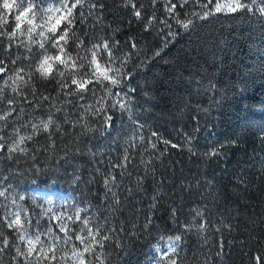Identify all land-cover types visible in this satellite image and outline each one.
<instances>
[{
    "label": "trees",
    "instance_id": "16d2710c",
    "mask_svg": "<svg viewBox=\"0 0 264 264\" xmlns=\"http://www.w3.org/2000/svg\"><path fill=\"white\" fill-rule=\"evenodd\" d=\"M134 2L137 7L144 6L142 18L133 14L134 9L127 6L125 0H87L83 9L86 14L91 3L103 7L91 10L92 15L87 16L84 24L77 22L79 33L82 35L87 29L88 37L93 40H118L123 52H135L130 47L133 40L138 48L155 49L160 46V37L166 29L155 24L146 31L144 20L153 12L157 20L166 16L162 7L164 0H157L155 8L150 6V0ZM11 25L10 18L5 27L11 29ZM88 37H83L86 44ZM27 54L23 47L15 45L10 53L5 52L4 44H0V59L8 63L9 72L16 67L9 58L21 56L17 65L23 66L29 62L23 60ZM142 56V52L134 54L128 67L132 68ZM209 79L216 83L221 95L217 96L218 103L208 112L198 111V108L212 104L205 91ZM32 82L38 89V95L51 94L57 104L62 102L63 96L56 97L58 86L55 83L36 76ZM130 84L136 89L131 119L127 114L117 112L110 133L94 134L82 154L70 162L60 160L55 164L64 151L72 147L67 143L69 137L57 138V149L52 154L43 151L48 144L46 134L36 137L29 145L33 151L37 147L41 149L35 152V161L20 156L18 162L11 165L18 170L16 174L10 172L9 162L0 157V178L4 175L9 177L4 184L10 183L9 188H19L27 197L23 203L31 216L30 227L37 225L45 231L51 222L41 217L45 203L39 199L34 204L32 196L22 186L30 185L33 180L42 187L55 182L67 188L79 204L88 209L82 215L95 216L104 192L101 176L95 170L99 168L107 172L110 164L119 163L124 149L136 136L137 147L129 148L133 159L127 170L143 174L140 159H148L153 152L158 154L166 146L157 137H152L157 150L149 148L144 151L145 145L139 143V135L144 136L147 144L151 133L156 132L158 137L180 147L167 146L160 160L154 161L155 172L146 178L143 192L136 193L135 198L130 197L118 214L125 232L121 233L123 248L116 249L117 253L123 251V255L113 258L116 264H147V258L152 255L150 247L162 245L161 236L180 232L181 224L193 221L196 209L204 213L211 226L206 233L193 229L184 236L186 248L180 254L184 264H191L193 254L199 256L201 262L207 256L211 264H256L254 257L257 255L264 262V16L243 13L216 15L199 21L191 35L180 30L161 57L142 69H135ZM24 91L32 99L30 90ZM16 100L17 108L23 107L24 112L21 120L12 121L10 117L9 127L13 123L19 125L30 118L47 115L46 111H37L31 104L22 103V97H16ZM48 103L45 101V106ZM65 107L66 113H58L57 116L63 119L67 114L76 119L72 106ZM136 122L142 127H138ZM186 134L195 136L193 144L197 145L199 153L223 145L222 157L209 160L202 155L192 156L187 151ZM34 164L47 166L48 171L36 174ZM76 176L80 179L73 182ZM124 179L125 183L129 182L127 176ZM154 194L158 200L156 208L151 209L149 205ZM0 202V213L6 215L3 198ZM172 208L177 210L175 218L171 214ZM149 216L152 223L145 229L143 225ZM194 222L199 223V218ZM113 224L118 226L115 220ZM224 225H231V229ZM52 226L55 230V225ZM70 227L77 225L70 224ZM216 227L221 231L216 232ZM131 231L136 234L128 235ZM0 232L10 242V247L0 254V264H16L13 248L17 236L6 227L3 216H0ZM219 241L223 242L222 249L217 247ZM61 248L62 245L58 244V256Z\"/></svg>",
    "mask_w": 264,
    "mask_h": 264
},
{
    "label": "snow or ice",
    "instance_id": "6c2138e0",
    "mask_svg": "<svg viewBox=\"0 0 264 264\" xmlns=\"http://www.w3.org/2000/svg\"><path fill=\"white\" fill-rule=\"evenodd\" d=\"M125 2L134 9L133 14L137 18H142L143 5L137 7L134 0H125ZM86 3L87 0H0V44H4L5 52L9 53L13 45L23 47L28 53L23 56V60L29 61L20 66L17 65V60H20L21 56L10 57L9 62L16 67L9 72L8 63L0 59L2 65L0 66V157L9 162V170L13 174L18 170L13 169L11 165L18 162L20 156L36 160L35 152L41 149L37 147L33 151L29 145L38 136L46 134L45 139L48 144L43 151L52 154H55L54 150L57 149V138L63 139L68 136L67 143L72 147L67 148L55 164H59L60 160L70 162L71 159L82 154L94 134L110 133L117 112L127 114L131 119L133 94L136 89L131 86L130 81L134 78L135 69H142L152 60L161 57L165 49L180 34V30L191 35L196 31L199 21H206L216 15L243 13L264 16V0H164L162 7L167 15L157 20L153 12L144 20L146 31L155 24L162 25L163 29H166L160 37V46L144 50L138 48L133 40L130 41V47L135 52H123L118 40L109 38L93 40L88 37L87 29L82 35L79 33L77 22L84 24L87 16L92 15L91 10L103 7L91 3L88 5L90 10L86 14L83 11ZM156 4L157 0H150L151 7L155 8ZM10 18L11 29L5 27ZM83 37H88L87 44ZM5 40L8 41L7 44L4 43ZM34 47L35 52H33ZM140 52L143 53L142 58L129 68L132 56ZM33 76L55 83L58 86L56 97L63 96L62 102L57 104L51 94L38 95V89L32 82ZM24 89L30 90L32 99ZM205 91L209 94L212 104L209 107L198 108V111L202 112H208L211 106L216 105L217 96L221 95L212 79L208 80ZM16 97H22V103L31 104L34 110L46 111L47 115L30 118L19 125L13 123L9 127V118L11 117L12 121L21 120L24 112L23 107L17 108ZM45 101L49 102L47 106L44 104ZM67 105L72 106L76 119H71L67 114L63 119L57 116L58 113H66ZM136 123L138 127H142L138 122ZM21 129L28 131L22 132ZM198 130L199 126L196 131ZM152 137H157L166 147L158 151V154L153 152L148 159L143 157L140 159L139 164L143 167V174H134L127 170L133 159L129 148L137 147L136 136L131 138L132 143L124 149V155L119 163L110 164L107 172H102L99 168L95 170L101 176L104 189L96 208L97 215L84 216L82 214L88 209L79 206L72 207L69 214L63 204L60 205L61 210L54 211L56 201L48 198L46 200L48 207L44 209L43 214L51 223L45 231L30 233L31 219L28 209L17 203L18 200L24 201L27 197L24 195L12 197L8 190L10 183L4 184V181L9 179L8 175L0 178V198L11 199V203L17 208L7 215L0 213L6 227L17 236L13 248L15 252L13 261L16 264H44L45 261L48 264H116L113 258L123 255V251L117 253L116 249L123 248L121 233L125 232L123 224L119 222L118 214L122 212L130 197L135 198L136 193L143 192L146 178L155 172L154 161L160 160L167 151V146L180 147L152 132L147 144L144 136L139 135V143L145 145L144 151H148L149 148L157 150V144L152 141ZM186 137L187 151L192 156L202 155L209 160L222 157L223 145L199 153L197 145L193 144L195 136L186 134ZM36 143L38 144L39 141ZM91 155L94 156L95 153ZM33 168L36 174L48 171L47 166L41 167L39 164H34ZM54 170L58 169L54 168ZM125 176L129 178L128 183H125ZM79 179L80 177L76 176L73 182ZM32 183L35 184L36 181L33 180ZM56 191L55 188L50 190V197H54ZM157 200L158 196L154 194L149 208L155 209ZM32 202L36 203L35 197H32ZM194 212L193 221L181 224L180 232L160 237L165 244L164 248L159 245L156 247L160 264H184L180 255L186 248L183 243L184 236L193 229L201 234L208 231L211 226L210 221L204 218L201 210L196 209ZM171 214L175 218L177 210L172 208ZM197 217L199 223L194 222ZM113 220L118 226L113 224ZM151 223L149 216L143 227L147 229ZM70 224L77 227H70ZM52 225H55V230ZM135 227L133 225V228ZM224 227L231 229V225ZM215 231L220 232L221 228L216 227ZM60 233L63 235L61 236ZM135 234V231L128 233L133 236ZM58 244L62 245L59 256L56 251ZM0 245H2L0 254L10 247L9 239L2 232H0ZM20 245H23V248ZM217 247L222 249L223 242L219 241ZM219 255L220 251L217 252V256ZM254 259L256 264H264L261 256L257 255ZM191 264H211V260L206 256L201 262L200 257L193 254Z\"/></svg>",
    "mask_w": 264,
    "mask_h": 264
},
{
    "label": "rangeland",
    "instance_id": "374dc122",
    "mask_svg": "<svg viewBox=\"0 0 264 264\" xmlns=\"http://www.w3.org/2000/svg\"><path fill=\"white\" fill-rule=\"evenodd\" d=\"M21 188L23 190H25V189L27 190L28 189L29 190V194L32 195V197H35L36 202L39 199L42 200L45 203L44 209L48 207V204L46 203V200L48 198L55 199V201H56V205L54 207V211L61 210L60 209V205L61 204L66 206V210L69 212V214H70V212L72 210V207H74V206L83 207L82 205L79 204V202L76 200V198L73 196V194L70 193V191L67 188H65V187H63V186H61V185H59V184H57L55 182H51L50 186L47 187V188H44V189L37 188V186L35 184L30 185L29 188H28L27 185H24ZM53 188H55L57 190L56 191V195L54 197H50V190H52ZM8 190H9V193H10V195L12 197H18L20 195H24L19 188L15 189V188L12 187V188H9ZM3 201L5 203V214L6 215L8 213L12 212V211H16L17 210L16 206L11 203V199L5 200L3 198ZM17 203L24 205L23 201H19L18 200ZM34 204H36V203H34ZM84 208H86V207H84ZM30 217L31 216L29 215V218ZM41 217L43 219H48V217L45 216L43 214V212L41 214ZM49 225H50V223H48V227H49ZM29 231L31 233V232L41 231V230H40L39 227H37V225H35L33 227H30ZM156 247L152 248V255L150 256V258L147 259V264H160V262H159V260L157 258L158 254L156 252ZM160 247L164 248L165 244L163 243V245L160 246Z\"/></svg>",
    "mask_w": 264,
    "mask_h": 264
}]
</instances>
